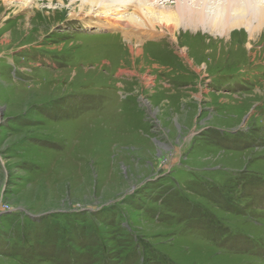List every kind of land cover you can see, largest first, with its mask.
Masks as SVG:
<instances>
[{"label": "rangeland", "instance_id": "obj_1", "mask_svg": "<svg viewBox=\"0 0 264 264\" xmlns=\"http://www.w3.org/2000/svg\"><path fill=\"white\" fill-rule=\"evenodd\" d=\"M151 1L0 0V264H264V0Z\"/></svg>", "mask_w": 264, "mask_h": 264}, {"label": "bare ground", "instance_id": "obj_2", "mask_svg": "<svg viewBox=\"0 0 264 264\" xmlns=\"http://www.w3.org/2000/svg\"><path fill=\"white\" fill-rule=\"evenodd\" d=\"M77 1L78 0H73V2H75V3ZM101 1L102 0H98V1L80 0V2H82V4L80 5L81 8L85 7L87 9L90 6H97L98 10L101 12V14H96V15L106 18V20H103V21L93 22L89 26L94 27V26H97V24H99L100 28L101 27H103V28L104 27H110V28H117V29L118 28H120V29L124 28L126 30H131L135 34L131 31H125V30L123 31L126 38L131 40V42L132 41L133 42H138V41L139 42L140 41L145 42L143 35H147L148 33H150V31L153 32V31H156L158 29L157 25H155V23H154V21L156 19H159L160 23L164 24L163 27H161L160 31H163V32L166 31V30H164L166 27L169 30H172V28H174V26L179 25L180 20H181V15L183 14L182 12L187 11L186 8H180V9H178V12L169 13V12H166L164 7H163V9L157 10V9H155V4L151 0H140V1H138V0H103L102 2ZM133 1H138V2H140V4L137 5L136 2H133ZM176 1L177 2H180V1L186 2L187 0H175V2ZM250 1H251L250 8L254 9L255 6L253 4H254L255 0H250ZM199 5H201L200 6L201 9H191V8L190 9L193 12H195L196 14H198L199 17L201 16L200 22H202L203 20L208 18L207 21H209V23H210V30H213L216 28V29H220L222 32L226 33V31H229L228 29H230L232 27H234V28L239 27V25L241 27L243 26L242 24H234V23L232 24V20L227 19V17L225 16L226 12L230 14L231 10H240V8H237L235 5H230V7L224 9L223 12L219 11L218 12L219 15L213 11L207 10V3L206 2H204V3L199 2ZM127 7H130V8H127ZM142 7L145 10H143ZM105 8H107V9H105ZM129 9H131V13L129 15H127V17L130 20V22H132L133 24H127L128 19L127 20L124 19V17L126 16V14L124 15V12H128ZM140 11H143V13L146 15L145 16V22L148 21L149 24L152 25L151 27H148V26L144 25L142 22L138 21V18L136 16H137L138 12H140ZM259 11H260V14L262 15V11L264 12V9L262 10L261 8H259ZM89 14H90V12H89ZM196 17H197V15H196ZM191 25H192V27H194V24H191ZM195 27H196V25H195ZM141 28H145L146 30H150V31H148V33L146 31L142 32V31H140ZM154 29H156V30H154ZM156 32H155V34H156ZM160 33H162V32H160ZM149 35L151 36L152 33H150Z\"/></svg>", "mask_w": 264, "mask_h": 264}, {"label": "trees", "instance_id": "obj_3", "mask_svg": "<svg viewBox=\"0 0 264 264\" xmlns=\"http://www.w3.org/2000/svg\"><path fill=\"white\" fill-rule=\"evenodd\" d=\"M166 263H168V261L166 260Z\"/></svg>", "mask_w": 264, "mask_h": 264}]
</instances>
